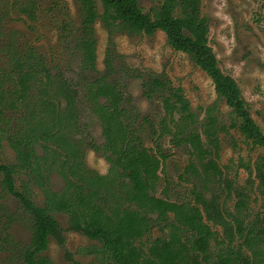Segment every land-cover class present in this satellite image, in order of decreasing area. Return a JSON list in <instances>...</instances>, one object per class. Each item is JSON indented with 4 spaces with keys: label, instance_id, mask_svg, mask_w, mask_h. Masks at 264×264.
<instances>
[{
    "label": "trees",
    "instance_id": "obj_1",
    "mask_svg": "<svg viewBox=\"0 0 264 264\" xmlns=\"http://www.w3.org/2000/svg\"><path fill=\"white\" fill-rule=\"evenodd\" d=\"M76 1L82 22V33L76 40L81 69L96 72V40L92 28L96 21L109 35L116 32L153 36L162 32L171 49L186 54L211 79L217 99L223 100L238 120H233L229 127L236 129L253 147L264 148V133L251 118L237 83L217 65L208 44V21L199 12V0H164L152 10V16L143 13L137 0H99L101 12L95 0ZM104 63L109 74L113 70L109 49ZM12 72L15 76L12 89H0V117L8 110L19 113L15 133L5 138L15 153L16 164L0 163V174L3 188L20 201L30 221V242L22 245L19 252L24 264H52L41 255L49 238L64 248L63 229L53 217L54 212L67 215L69 231L100 244L98 264H264L261 250L264 209L246 225L247 194L242 188L234 190L237 198L234 213L217 198L206 199L201 191L193 193L196 206L154 196L158 170L166 156L158 146L155 153L145 147L138 135L141 127L135 126L139 114L132 112V97L128 95L125 100L116 83L107 82L104 76L96 78L86 88V97L99 119L104 138L101 146L91 142L89 145L112 164L111 175L102 176L85 168L72 140L78 120L75 88L61 73L52 76L43 60L36 58L31 50L24 61L15 62ZM33 83L40 86L38 95L33 93ZM141 87L147 100H152L157 92L164 93L166 88L165 82L157 76L142 79ZM159 99L165 114L158 122L161 134L172 136L178 144L188 145L204 178L211 176L221 180L220 169L209 157L217 156L218 134L227 130L218 125L212 115L213 107L205 110L204 121L199 123L180 90L159 94ZM177 113L180 117L175 120ZM196 124L203 129L209 149L204 147ZM36 143L43 149L40 156L34 152ZM240 166L248 177L254 173L257 189L264 197V155L258 157L252 167L244 163ZM191 168L193 164L188 165V171ZM52 170L65 180L59 192L48 187V173ZM17 171L26 173L41 189L43 206H37L27 192L15 188L13 176ZM223 181L229 189V181L226 178ZM210 224L222 227L223 236L219 240ZM155 227L168 228V234L148 242L144 251L142 238ZM211 240L216 244L227 241L225 250H219L214 258L210 253ZM236 240L238 244L234 246ZM244 248L251 252L250 256ZM64 257L70 264H82L67 251Z\"/></svg>",
    "mask_w": 264,
    "mask_h": 264
},
{
    "label": "rangeland",
    "instance_id": "obj_2",
    "mask_svg": "<svg viewBox=\"0 0 264 264\" xmlns=\"http://www.w3.org/2000/svg\"><path fill=\"white\" fill-rule=\"evenodd\" d=\"M137 1L143 13L152 16V10L164 0ZM95 2L101 12L99 0ZM199 12L208 21V44L219 69L235 80L251 118L264 133V0H199ZM92 28L96 40V72L81 69V53L76 48V40L82 33V22L76 0H0V89H12L15 81L13 65L18 60L24 61L30 50L36 58L43 60L52 76L61 73L76 90L78 120L72 140L79 149L85 168L106 176L111 175L112 164L89 145L91 142L101 146L104 138L99 119L92 112L91 102L86 97L87 86L96 78L105 76L107 82L116 83L125 100L128 95L132 97V112L139 114L135 126L141 127L138 135L145 147L155 153L158 146L166 156L158 170L159 180L154 196L196 206L193 193L201 191L203 197L208 200L217 198L221 205L234 213L237 201L234 190L242 188L247 194L244 221L246 225L251 223L255 215L263 211L264 197L257 189L258 181L254 173L248 177L247 171L240 165L244 163L252 167L257 158L264 155V148L253 147L236 129L229 127L236 120L235 115L223 100L217 99L211 79L186 54L171 49L162 32L158 31L153 36L116 32L109 35L99 21ZM108 49L113 63V70L109 74L104 63ZM150 76L162 78L166 88L164 93L157 92L152 100H147L142 95L141 82ZM39 87L38 83H33L34 95H38ZM175 90H180L199 123L204 121L205 110L213 107L212 115L217 118L218 125L226 128V132L220 131L218 134L217 156L209 157L215 160L220 169L221 180L211 176L204 178L202 168L190 153L188 145L184 142L178 144L172 136L161 134L158 122L165 114L159 94L168 95ZM17 117L19 113L10 110L0 117L1 164H16L15 153L5 138L15 133ZM179 117V113L174 115L175 120ZM195 128L204 147L209 149L202 134L203 129L199 124ZM34 152L38 156L43 154L39 143L34 145ZM189 164H193L194 168L188 171ZM13 178L18 191L27 192L37 206H43L41 189L26 173L17 171ZM224 178L229 181V189L225 186ZM1 181L0 174V264H24L19 252L22 245L30 242V221L20 201L5 191ZM47 183L54 192L61 191L65 186V180L55 170L48 173ZM53 217L63 229L65 246L61 248L49 238L47 248L41 255L49 258L52 264H70L64 257L67 251L82 264H98L100 254L97 250L100 244L69 231L66 214L54 212ZM225 219L229 221L230 218ZM211 227L219 240L223 236L222 227ZM168 230L153 228L149 235L142 238L144 251L148 242L165 237ZM226 244V240L221 244L211 240V256L214 258L219 250H225ZM237 244V240L234 241V246ZM137 245L142 246L138 242ZM261 250L264 254V246ZM244 251L251 255L247 249L244 248Z\"/></svg>",
    "mask_w": 264,
    "mask_h": 264
}]
</instances>
